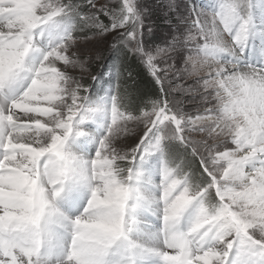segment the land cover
Listing matches in <instances>:
<instances>
[{"label": "snow or ice", "instance_id": "snow-or-ice-1", "mask_svg": "<svg viewBox=\"0 0 264 264\" xmlns=\"http://www.w3.org/2000/svg\"><path fill=\"white\" fill-rule=\"evenodd\" d=\"M166 7L205 73L180 89L195 115L167 78L180 37L153 46L141 0H0V264H264V0ZM109 35L93 74L81 42Z\"/></svg>", "mask_w": 264, "mask_h": 264}, {"label": "rangeland", "instance_id": "rangeland-1", "mask_svg": "<svg viewBox=\"0 0 264 264\" xmlns=\"http://www.w3.org/2000/svg\"><path fill=\"white\" fill-rule=\"evenodd\" d=\"M142 4L148 8V13L145 16V29L148 26L152 28V35L146 36V39L149 40L153 46L154 45H165L167 42L171 41L174 36H179L180 41L176 44L175 51L169 52V57H165L168 65L171 67L168 71V81L171 82V86L174 89L172 92V96H174L177 100H180L183 104V108L190 115H195L199 110H201L202 102L200 100L199 94H191L184 93L180 89H187L190 85H193L197 79H200L205 73H200L197 75H187L185 73V64H186V55L187 49L183 45L182 41L184 40V36L186 35V26L184 24H177V21L180 20L179 15H173L169 12L166 5L169 0H141ZM96 4V8L93 11H98L101 8L108 7L112 8L117 3V0H94ZM177 5H183L184 0H175ZM182 11V8H178L176 10L177 13ZM100 20H102L105 24L109 23V19L107 16L100 14ZM163 22V23H161ZM90 34V33H89ZM112 36L109 35L107 37L106 43L96 44L95 41H87L81 42V50L78 53L82 58L88 59L91 57H95L98 54L101 55V59L91 63V72L96 74V71L102 64H110L113 63L114 54L109 52L107 49L109 47V43L111 42ZM108 57V58H107ZM105 58H107L105 60ZM112 65V64H111ZM69 71H74L70 69ZM78 72V70H75ZM125 84L128 89L133 87L130 78L126 79ZM87 83H91L90 77L86 78ZM128 83L130 85H128ZM179 86V87H177ZM137 88V87H136ZM196 139H200V136H196Z\"/></svg>", "mask_w": 264, "mask_h": 264}, {"label": "trees", "instance_id": "trees-1", "mask_svg": "<svg viewBox=\"0 0 264 264\" xmlns=\"http://www.w3.org/2000/svg\"><path fill=\"white\" fill-rule=\"evenodd\" d=\"M82 4H86L87 0H79ZM163 23V22H161ZM108 58V57H107ZM105 58V60L107 59ZM114 62V60H113ZM117 65L120 64V61H115ZM112 63L109 64L111 66ZM104 64H102L99 69L96 71V74L99 75L104 71ZM125 75L122 76V81L125 83L127 81V78H130V81L132 82L131 89L129 88V91L135 96V95H141L145 97H152L155 98L159 93V88L154 80V78L150 75L148 69L141 64L139 61L135 59H127L124 61L122 69H121ZM127 73H131V76L128 77ZM92 83V82H91ZM90 83V84H91ZM127 85V84H125ZM128 85H130L128 83ZM137 87V88H136Z\"/></svg>", "mask_w": 264, "mask_h": 264}]
</instances>
